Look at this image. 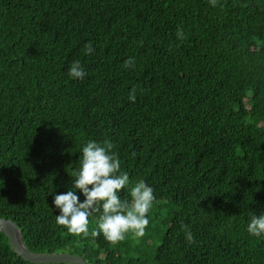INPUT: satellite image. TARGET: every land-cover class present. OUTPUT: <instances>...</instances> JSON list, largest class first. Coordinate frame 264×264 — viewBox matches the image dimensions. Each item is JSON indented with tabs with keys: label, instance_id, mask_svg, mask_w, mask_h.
Here are the masks:
<instances>
[{
	"label": "trees",
	"instance_id": "16d2710c",
	"mask_svg": "<svg viewBox=\"0 0 264 264\" xmlns=\"http://www.w3.org/2000/svg\"><path fill=\"white\" fill-rule=\"evenodd\" d=\"M77 60L83 79L69 76ZM90 140L111 141L128 172L121 200L152 187L143 237H91L102 209L87 238L56 224L54 196L75 190ZM253 215H264V0H0V218L31 252L264 264ZM0 264L33 263L0 232Z\"/></svg>",
	"mask_w": 264,
	"mask_h": 264
},
{
	"label": "clouds",
	"instance_id": "9594fccd",
	"mask_svg": "<svg viewBox=\"0 0 264 264\" xmlns=\"http://www.w3.org/2000/svg\"><path fill=\"white\" fill-rule=\"evenodd\" d=\"M212 6H216L217 0H210ZM177 37L184 39L182 29L177 30ZM85 54L94 51L91 42L84 45ZM125 68L134 67V58L124 62ZM69 76L73 79H83L86 76L80 61H74L69 70ZM129 100L135 102L136 88L129 92ZM114 145L105 140L103 144L90 140L82 149L80 168L72 180V187L67 193L54 196L53 204L60 210L56 215V224L63 226L75 236L83 234L89 236V217L101 212L99 222L90 233L97 238L103 234L106 241L116 244L125 239L127 233L135 237H143L149 224L147 214L152 207L154 194L152 187L141 180L134 183L130 189L131 201L121 200L118 193L129 185V174L121 171V162L118 154L113 151ZM135 153H133V156ZM77 191L85 197L81 202ZM182 230L188 243L194 242V236L189 226L182 224ZM250 235L261 237L264 235V215H253L247 226Z\"/></svg>",
	"mask_w": 264,
	"mask_h": 264
},
{
	"label": "water",
	"instance_id": "95a60500",
	"mask_svg": "<svg viewBox=\"0 0 264 264\" xmlns=\"http://www.w3.org/2000/svg\"><path fill=\"white\" fill-rule=\"evenodd\" d=\"M0 232L8 238L15 253L26 262L33 264H87L86 260L82 256L73 255L71 253L37 254L31 252L23 242L20 228L10 219L0 218Z\"/></svg>",
	"mask_w": 264,
	"mask_h": 264
},
{
	"label": "rangeland",
	"instance_id": "374dc122",
	"mask_svg": "<svg viewBox=\"0 0 264 264\" xmlns=\"http://www.w3.org/2000/svg\"><path fill=\"white\" fill-rule=\"evenodd\" d=\"M125 238H127V237L125 236Z\"/></svg>",
	"mask_w": 264,
	"mask_h": 264
}]
</instances>
